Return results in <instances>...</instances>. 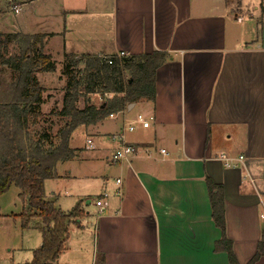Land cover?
<instances>
[{"label":"crops","instance_id":"obj_1","mask_svg":"<svg viewBox=\"0 0 264 264\" xmlns=\"http://www.w3.org/2000/svg\"><path fill=\"white\" fill-rule=\"evenodd\" d=\"M17 2L22 12L11 18L10 34L42 36V53L54 64L38 75L55 76L68 56L167 54L156 71L154 101L139 99L126 108L128 121L139 113L153 118L149 128L125 137L137 154L129 162L108 163L112 175L102 178L99 160L86 156L83 174L109 196L103 212L96 208L92 216L85 209L91 200L84 208L71 191L76 198L70 210L83 216L67 227L64 250L50 264L101 259L105 264H228L224 253L214 251L221 232L211 218L206 176L224 190L226 238L238 263L246 264L264 229V13L259 6L246 17L230 0ZM87 128L96 130L91 134L105 160L119 148L112 139L122 128L119 116ZM57 198L54 192L46 197L61 211ZM29 223L36 229L39 220ZM255 264H264V256Z\"/></svg>","mask_w":264,"mask_h":264},{"label":"trees","instance_id":"obj_2","mask_svg":"<svg viewBox=\"0 0 264 264\" xmlns=\"http://www.w3.org/2000/svg\"><path fill=\"white\" fill-rule=\"evenodd\" d=\"M42 40L40 35L0 34V194L10 187L19 189L18 195L25 207L17 216L21 228H27L35 217L39 220L37 229L41 233L40 247L26 264L54 262L64 250L67 227L83 216L77 208L69 213L60 211L46 199L43 190L45 181L57 177L56 166L74 158L75 150L69 145L74 130L103 122L110 114L120 112L139 99L153 102L156 71L167 59L166 53L158 51L125 55L121 59L110 56V65L106 62L107 57H66L61 71L66 77V85L62 108L57 113L64 122L56 133L58 142L53 144L49 143L47 135L32 140L28 134L33 123L44 119L40 106L44 103L45 91L36 75L54 69L50 57L42 53ZM14 42L19 45L18 54L5 56L9 45ZM5 70L10 73L9 78ZM89 95L109 97L97 105L85 103L84 108H78L79 99H87ZM204 183L213 224L221 232L214 251L224 253L228 264H239L232 250V241L225 234L224 190L210 177L206 176ZM259 240L255 254L246 264H255L264 256V229ZM99 262L105 264L103 259Z\"/></svg>","mask_w":264,"mask_h":264},{"label":"rangeland","instance_id":"obj_3","mask_svg":"<svg viewBox=\"0 0 264 264\" xmlns=\"http://www.w3.org/2000/svg\"><path fill=\"white\" fill-rule=\"evenodd\" d=\"M233 4V9L239 14H244L247 17V13L255 12L254 8L258 5L262 13H264V0H230ZM23 3L29 4L24 1ZM12 4L21 5L17 0H12ZM11 4L8 0H0V34H10V25L12 19L17 16L10 10ZM234 11V13H235ZM258 17V16H257ZM12 18V19H11ZM51 55L55 60L58 59L56 55L57 46L55 42L49 44ZM19 52L18 43L14 42L9 45L5 56H14ZM67 63H69L67 61ZM82 68V67H81ZM59 69L61 77L57 78L59 72H56L55 76L44 77L38 75L37 80L40 86L45 91L43 94L44 105L42 104L41 113L44 119H39L33 125L29 127V137L34 140L38 139L40 135H47L49 143L57 144L56 133L59 128L63 126L64 119L57 116V113L61 110L62 97L66 85V77L62 76V68ZM56 71V70H55ZM54 71V72H55ZM6 77L9 78L10 73L5 70ZM62 82V84H61ZM96 97L92 101L94 105H97L106 99L108 95H89V97ZM109 97V96H108ZM85 100L79 99L78 108H84ZM86 127V126H85ZM85 127H79L71 135L70 147L75 150L74 158L65 163H59L56 168V174L65 177L52 178L44 182V194L48 197V194L55 193L58 196V204L61 205V211L69 213L73 206L72 199H78L81 205L85 208V201L91 200L92 204L88 205L85 209L90 212V215L94 216L96 213V207L94 205L95 198L101 194L100 187L92 185L87 176L83 174L84 162H86V156L96 157L100 162L99 176L101 178L106 175H112V167L108 165L103 153L97 150L99 140L96 139L91 133L96 132L94 129ZM94 137V138H93ZM86 139H90L93 142V149L86 148ZM47 147V145H46ZM70 174L71 178L68 176ZM83 177H86L82 180ZM98 185V184H97ZM76 192L78 195L73 196ZM19 189L10 187V189L3 194H0V264H26L32 259V251L37 250L41 244V235L38 229L34 228V223H29L31 228L28 230V226L25 229L21 228L20 219L17 216L21 213L23 203L21 201ZM48 193V194H47ZM84 195V197L82 196ZM102 195V194H101ZM61 202V203H60ZM94 205V206H93Z\"/></svg>","mask_w":264,"mask_h":264},{"label":"built area","instance_id":"obj_4","mask_svg":"<svg viewBox=\"0 0 264 264\" xmlns=\"http://www.w3.org/2000/svg\"><path fill=\"white\" fill-rule=\"evenodd\" d=\"M9 4H11V6L9 7L10 10L12 12H14L16 15L20 14L22 12V8L21 5H16V4H12L11 0H8ZM117 59H121L122 57L125 56L124 53H118V55H115ZM106 62L107 64H111L112 63V58L107 57L106 58ZM126 108L120 110V112L115 113V114H110L108 117L109 118H116L117 116H119V118H121V122H122V128L120 129V132H118L117 135L113 136L112 139L117 141L118 143H120V146L117 150H115L110 156H108V158L106 159V162L111 164V165H116L119 164L121 162H129L131 159L134 158V156L137 154L138 150L136 148L135 145L128 143L125 140V137L127 134L129 133H133L136 130H138V128H142V129H147L150 127V124L153 120L152 117H147L141 113L137 114L135 116V118L132 121H128V119L126 118ZM86 148L87 149H92L93 148V143L92 141H90L89 139L86 140ZM161 154H163V150L160 151ZM226 161V165H230L231 162H229L228 159L225 160ZM116 184L120 185L121 181L120 180H116ZM115 195L120 197L122 195V192H120L119 188L115 191ZM109 196V194L107 192L103 193L99 199H97L94 203L95 207L99 210V213L103 212V202L105 201V199ZM263 205V209H262V213L260 214V219L264 221V202L262 203Z\"/></svg>","mask_w":264,"mask_h":264}]
</instances>
